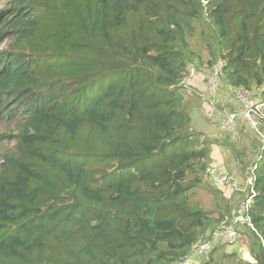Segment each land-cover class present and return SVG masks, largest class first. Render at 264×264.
Segmentation results:
<instances>
[{
	"label": "trees",
	"instance_id": "obj_1",
	"mask_svg": "<svg viewBox=\"0 0 264 264\" xmlns=\"http://www.w3.org/2000/svg\"><path fill=\"white\" fill-rule=\"evenodd\" d=\"M201 16L219 79L261 87L264 0H17L1 12L12 42L0 51V121L23 123L0 162V264L205 256L191 255L192 245L235 208L220 186L215 211L191 200L206 189L215 143L192 125L182 94L187 60L201 57L190 48ZM233 155L240 186L254 168V228L237 227L253 262L222 256L264 264V138ZM218 247L203 264H222Z\"/></svg>",
	"mask_w": 264,
	"mask_h": 264
},
{
	"label": "rangeland",
	"instance_id": "obj_2",
	"mask_svg": "<svg viewBox=\"0 0 264 264\" xmlns=\"http://www.w3.org/2000/svg\"><path fill=\"white\" fill-rule=\"evenodd\" d=\"M17 0H0V14L1 12L7 13L12 7L15 6ZM0 29H2V35H0V51L5 49H10L11 47V38L7 37L5 34L6 28L3 25H0ZM191 42V50L195 53H198L201 57L198 58L196 56H190V59L187 60V64H192L196 67V69L202 74L199 76L205 77L209 75L210 69L217 67L220 68L221 63L217 60V63L212 68L209 67L207 60L210 57L209 51L207 47H215L214 46V37H213V28L205 22V18L203 16L200 17L199 20L195 23V30L193 35L190 39ZM202 79V78H201ZM197 83H202L203 90L199 92V95L195 92H186L187 89L182 90V94L185 96L187 101V109L189 113H203V119L200 121L197 118V122L201 124H205L208 126V129L212 131L211 136H213V140L215 143L212 146V157L213 159L209 162V166H214L217 169L222 170L216 164L221 163V159L223 156L227 157L228 160L225 161L224 167H226L224 171L228 176L234 171V168H239L236 163L231 159L234 157V152L237 149L245 148L248 149L249 152H252L256 145H258L259 135L258 133L254 132L250 129L243 121L240 119L238 121V125L235 127L234 130L228 131L231 133L223 132L220 129L221 121L226 112H235L239 111L240 104L235 97L234 88L231 87L228 83L223 81L221 74H220V84L218 90L215 94V106L210 104L211 97L208 95L209 92L206 89L204 82L202 80H198ZM195 84V86H196ZM195 87L190 88L192 90ZM184 89V88H183ZM199 90L198 88H196ZM250 95L254 98V100L264 99V84L259 87L255 88L253 91L249 92ZM198 108L201 110H198ZM215 116L213 120H211L205 113H210ZM211 116V115H210ZM23 123V119L21 117H16L11 120H1L0 121V162L2 160L3 155L9 151L15 143L14 137L19 133L21 128V124ZM208 124V125H207ZM259 130L264 132V121L260 123ZM222 134V135H221ZM214 156H218V159H215ZM211 157V158H212ZM250 159H252L253 155H249ZM215 161V162H213ZM229 162V163H228ZM215 163V164H213ZM228 163V165H226ZM240 170H238V173ZM244 178V174L241 173ZM206 179L204 186L206 187L205 190L199 189L197 193L195 192L194 195L191 196V200L193 202L201 203L206 209L214 210L216 199V195L214 194L216 187H219L223 192V195L230 201V208L231 210L234 209L242 200V197L246 193V185L243 181L242 186L239 184V180L237 182V188L231 189V186H224L219 183L218 185L215 184L214 181L211 180L209 175H205ZM206 182L208 186H206ZM229 184V183H228ZM230 185V184H229ZM218 200L221 201L220 195L218 194ZM214 215L216 212H213ZM220 223L208 228L206 233V238L211 239L214 247H218L216 249L215 256H222L223 254H229L234 252V259L237 261H249L253 262L252 252L250 250V242L246 241L245 236L246 232H241L242 229L239 231V236L241 239L238 242L233 244H225L220 242L219 236H217V231H219ZM205 238V239H206ZM208 255L200 257L199 259L192 257L191 264H203L204 260L208 258ZM222 264H229V258L226 256L220 257Z\"/></svg>",
	"mask_w": 264,
	"mask_h": 264
},
{
	"label": "built area",
	"instance_id": "obj_3",
	"mask_svg": "<svg viewBox=\"0 0 264 264\" xmlns=\"http://www.w3.org/2000/svg\"><path fill=\"white\" fill-rule=\"evenodd\" d=\"M209 75L199 78L202 75L194 65L186 64V76L182 81V84L186 89L195 87L198 80H202L206 89L211 97L210 104L215 103V94L218 90L220 79L219 69L214 67L210 69ZM235 97L238 100L240 107L239 111L226 112L221 124L220 129L223 131H232L238 125V121L241 119L254 132L258 133L259 138H264L263 133L259 130V125L264 121V99L254 100L250 93L244 89H234ZM254 168L250 167L244 173V182L246 185V196L232 211L231 217L227 223L221 224L217 236L219 240L225 244L234 243L239 237L238 225L247 224L250 228H254L251 223V216L249 215V207L252 202V197L256 194L253 187V181L255 178ZM207 174L211 180L219 184H230L232 188H237V180L232 176H228L225 172L220 171L214 166H209L206 169ZM213 243L211 239L195 242L191 247V255L203 256L207 255L212 249ZM191 258L180 262L179 264H189Z\"/></svg>",
	"mask_w": 264,
	"mask_h": 264
},
{
	"label": "crops",
	"instance_id": "obj_4",
	"mask_svg": "<svg viewBox=\"0 0 264 264\" xmlns=\"http://www.w3.org/2000/svg\"><path fill=\"white\" fill-rule=\"evenodd\" d=\"M196 88H198L199 90H197ZM190 89V88H189ZM189 89H187V91L186 92H189V94H192L191 92H195L196 94H198L199 95V92L200 91H202L203 90V86H202V83H197L196 84V86H195V88H193L192 90H189ZM200 96V95H199ZM198 110H200L199 108H198ZM201 111V110H200ZM191 114V119H192V125L195 127V128H197V129H199V130H201V131H203L204 133H206L207 135H209L210 137H212L213 138V136H211L210 134H212V131H210L209 129H208V126H206L205 124H201V123H198L197 122V118H198V120H202L203 119V113H190ZM211 120H213L214 119V117L215 116H213L212 115V112H211V114L210 113H205ZM211 115V116H210ZM208 125V124H207ZM222 135V134H221ZM211 157H212V155H211ZM215 157V159H218V156H214ZM212 159H213V157H212ZM233 161H234V163H236V160H235V157H232L231 158ZM226 160H228L227 159V157L225 156H223V158L220 160L221 161V165H220V163L218 164H216L219 168H221L222 170H225L226 169V167H224V165H225V161ZM213 162H215V161H213ZM229 163V162H228ZM228 163L226 164V165H228ZM213 164H215V163H213ZM232 175H234V176H236V175H238V170H237V168H234V171H232ZM238 180V179H237Z\"/></svg>",
	"mask_w": 264,
	"mask_h": 264
}]
</instances>
